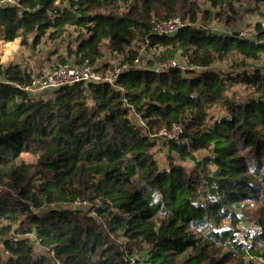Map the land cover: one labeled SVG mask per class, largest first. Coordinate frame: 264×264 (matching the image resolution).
Here are the masks:
<instances>
[{"label":"trees","instance_id":"obj_1","mask_svg":"<svg viewBox=\"0 0 264 264\" xmlns=\"http://www.w3.org/2000/svg\"><path fill=\"white\" fill-rule=\"evenodd\" d=\"M15 1L0 3L9 42L37 48L79 32L61 62L154 54L116 87L68 85L37 99L17 88L32 72L0 62V264H132L133 253L154 264L264 260V68L249 70L263 61L264 26L252 40L211 27L237 29L264 0ZM175 17L178 33H154ZM177 57L204 70L152 69ZM174 125L179 140L156 136ZM99 197L94 216L64 207Z\"/></svg>","mask_w":264,"mask_h":264},{"label":"built area","instance_id":"obj_2","mask_svg":"<svg viewBox=\"0 0 264 264\" xmlns=\"http://www.w3.org/2000/svg\"><path fill=\"white\" fill-rule=\"evenodd\" d=\"M1 5H16L15 0H4L0 2ZM264 13V9L262 10ZM263 26H264V22ZM184 23L178 17L161 21L155 25L154 33L160 36L174 35L184 27ZM256 26V25H255ZM244 28L241 27L237 29H228L226 31L216 30L222 34L234 35L237 34L241 39H257L258 33L256 28ZM214 31V30H213ZM257 45H264V38L256 40ZM64 55V54H63ZM62 55V56H63ZM61 55H58V57ZM59 59V58H58ZM109 62L102 61V63L96 62L92 63L90 60L85 59L79 61L75 58L66 59L64 62L56 61L49 65L42 66L41 68L34 69L32 73V80L26 85H17V88L21 89L23 92L28 94L32 98H41L46 92H53L59 90L68 85L75 84H108L116 87L118 78L124 72H127L132 67L141 68L143 62L142 60L136 59L133 64L129 62ZM108 64V65H106ZM180 69L186 71L187 69L203 71L204 69H197L189 66V60L185 57H177L175 59L168 60L166 62H157L152 69L157 73L169 72L172 69ZM140 118V117H139ZM141 121V120H140ZM142 124L144 122L142 121ZM182 134V129L179 126H172L171 128L162 129L157 137L166 140H179ZM105 200L102 197L96 198L94 201H88L85 199H77L71 204L64 205V207L69 208L73 211H81L84 213H89L94 216V208L101 205L102 201ZM110 204V201H106ZM247 234L250 238L255 236L254 226L247 228ZM8 252H1L0 256H7ZM132 264H154L149 256H142L139 254H134L131 257ZM258 264H264V260L259 258L256 259Z\"/></svg>","mask_w":264,"mask_h":264},{"label":"rangeland","instance_id":"obj_3","mask_svg":"<svg viewBox=\"0 0 264 264\" xmlns=\"http://www.w3.org/2000/svg\"><path fill=\"white\" fill-rule=\"evenodd\" d=\"M262 9H264V5L260 6ZM260 12L262 13V11L260 10ZM259 10L255 11L254 13H248L244 15L243 21L239 24V27H241V29L244 28H249L252 27L254 28V26L259 23V22H264V17H262V15L260 14ZM263 14V13H262ZM212 29L214 31L216 30H223L226 31L229 28H227L225 25H223V23L221 22H213L211 25ZM238 27V28H239ZM230 30V29H229ZM79 34V32H77L74 29L70 30V37H66L63 38L62 40L59 41H50L47 38H44L42 40V43L37 47V48H33L31 45H22V42L20 41L19 44V40H18V36L15 38V42L13 44H11L12 46L9 47V51L7 52V57H9V59L7 60H3L2 56L0 54V62L3 65H21L23 68H27L29 71H31L33 73L34 68L37 66L36 65V61L34 59V57L39 56V53L42 54L41 57L44 62L49 63V65H51L52 63L59 61L60 58H62V55L65 54V51L68 48V43H69V39L73 40L72 37H76ZM29 43L31 44V40L29 39ZM7 41L6 39L3 37V34H0V49L2 50L4 47H6L7 45ZM76 44L73 45V47H75ZM72 47V48H73ZM74 49V48H73ZM37 50L39 52H37ZM69 51V49H68ZM154 52L148 51L146 46H143L142 49L140 50V56H141V60L143 62L141 67L146 68L148 61H150V59L152 58ZM58 55H61L58 57ZM59 58V59H58ZM118 59V61H123V57H116ZM4 61V62H3ZM101 61H106L107 63H109L110 61L113 62H117V60H115L114 56H112L110 53H108L107 51L103 52V56ZM101 61H99V63H102ZM6 63V64H5ZM250 63V67L249 70H254L256 68H264V57H263V61L261 63H255V62H249ZM39 66V65H38ZM38 68V67H37ZM41 68V67H40ZM213 68L217 71H221L223 73L225 72H231L232 71V67L230 64L228 63H217L213 66ZM232 95L236 96V97H242L245 96L244 91H242V89H240V87H235L233 89V91L231 92ZM135 118V116H134ZM137 118V122H140L141 125L142 121L139 116H136ZM141 120V121H140ZM161 144V143H160ZM161 145H159V147H157V159L160 163L161 167H165L166 165V158H165V150H161ZM25 161L27 163H34L35 162V157L31 154H27L24 157ZM39 251V249H38ZM3 252V250H2ZM137 254V253H133ZM2 258H5V256H1Z\"/></svg>","mask_w":264,"mask_h":264},{"label":"crops","instance_id":"obj_4","mask_svg":"<svg viewBox=\"0 0 264 264\" xmlns=\"http://www.w3.org/2000/svg\"><path fill=\"white\" fill-rule=\"evenodd\" d=\"M1 34V33H0ZM3 37L5 38V36L3 35ZM6 39V38H5ZM18 42H19V44H20V41L22 40V37L21 36H18ZM6 41H7V39H6ZM16 40H14V42H15ZM14 42H9V41H7V46L6 47H4L2 50L0 49V54L1 55H3L2 57V59L3 60H7V59H9V57H7L8 55H7V52L9 51V47L10 46H12L11 44H13ZM37 52H39L38 50H37ZM39 56H42V54L41 53H39ZM39 56H37V57H34V59H35V61H36V67L34 68V69H38L37 67H42V66H45V65H47L46 64V62H44V60L41 58V57H39ZM4 62V61H3ZM4 64V63H3ZM6 64V63H5ZM39 65V66H38ZM6 66V65H5ZM8 66V65H7Z\"/></svg>","mask_w":264,"mask_h":264},{"label":"water","instance_id":"obj_5","mask_svg":"<svg viewBox=\"0 0 264 264\" xmlns=\"http://www.w3.org/2000/svg\"><path fill=\"white\" fill-rule=\"evenodd\" d=\"M61 89V88H60Z\"/></svg>","mask_w":264,"mask_h":264}]
</instances>
